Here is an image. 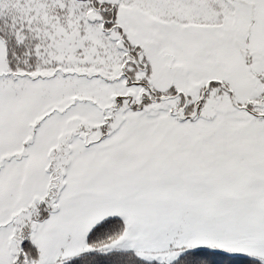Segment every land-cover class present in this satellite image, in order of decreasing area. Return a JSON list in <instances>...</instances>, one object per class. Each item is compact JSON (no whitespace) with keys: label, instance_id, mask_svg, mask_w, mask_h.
Masks as SVG:
<instances>
[{"label":"rangeland","instance_id":"374dc122","mask_svg":"<svg viewBox=\"0 0 264 264\" xmlns=\"http://www.w3.org/2000/svg\"><path fill=\"white\" fill-rule=\"evenodd\" d=\"M100 2L130 23L145 69L126 65L89 0H0L3 18L41 41L35 56L0 34V264H15L28 237L57 264L111 216L127 223L120 246L161 247L167 259L202 245L264 258V0ZM152 21L160 37L148 33ZM198 41L212 45L209 57ZM212 78L252 111L214 83L184 121L182 97L156 100L133 83L156 95L184 90L193 106Z\"/></svg>","mask_w":264,"mask_h":264},{"label":"trees","instance_id":"16d2710c","mask_svg":"<svg viewBox=\"0 0 264 264\" xmlns=\"http://www.w3.org/2000/svg\"><path fill=\"white\" fill-rule=\"evenodd\" d=\"M3 16L4 14H0V34L2 33V30H4L8 34L10 42H18V49L21 46H26L31 50L32 54L35 55V46L41 42L39 37L30 33L32 32V29L29 31V26L25 22H22L20 24L22 26L25 25L24 29L22 28L23 32L29 39L27 42L26 40L23 42V40L20 39L19 43L16 30L20 28V26L18 28L15 26L19 20L12 23L11 21L8 22L7 19H4ZM29 43H32L30 47H28ZM179 97H182L184 103L183 96L179 95ZM191 102L192 101L189 100L187 107L188 110L193 109ZM202 106L199 112L201 111ZM143 107L144 104L139 107L138 105H134L130 107V109L134 112H145L143 111ZM157 111L159 112L160 109ZM48 214L49 212L45 215L39 214V217L37 218L39 220L46 218ZM126 232L127 223L123 217H107L90 229L86 236V247L83 251L68 258L58 260L57 264H264V258L247 254L229 253L224 250H220L219 248L203 245L189 246L181 249L175 255L167 259L165 258V255L159 253L160 251H164L161 247L157 250H150L149 247L148 249H144L143 247L142 250H138V247L136 246H120L119 242L121 240H125ZM18 249L15 264H46L42 260L40 251L29 237L22 241Z\"/></svg>","mask_w":264,"mask_h":264},{"label":"flooded vegetation","instance_id":"af4514ba","mask_svg":"<svg viewBox=\"0 0 264 264\" xmlns=\"http://www.w3.org/2000/svg\"><path fill=\"white\" fill-rule=\"evenodd\" d=\"M81 1H86V0H81ZM90 1V5L91 7L96 10L97 12L101 13L100 16H95L93 18V22H99L101 23V27H102V30L103 32L105 33H117L118 34V37L116 39L119 38V40L122 41L123 45L125 46L126 50H127V54L130 56L129 59H127V63L126 65L128 66L129 63H133L136 65V67L138 68H143L145 69L146 66L143 65V63H141V59H137V52L138 54H140V51H141V45H139L140 47L136 48V47H132L131 46V43L129 42V39H128V36H127V33L128 31L131 29V25L128 21L126 22H118L117 21V7L114 3L108 5L106 2H100L98 5H96V0H89ZM108 14L110 15L108 17ZM148 33L153 35L154 37H160V35H162V32L164 33V27H162L160 25V23H157L156 21H152L148 24ZM203 28L206 29L207 31V37L206 38H213L214 35H215V31L212 29L213 27L210 26V25H205ZM182 29V25L180 24V26L178 25L177 26V30L178 31H181ZM164 36H167V35H164ZM197 37V36H196ZM115 40V38H113ZM178 39L176 38L173 42H177ZM200 41V40H199ZM197 42L196 45H194V49H198L200 48V53L203 54L205 52V50H208L211 48V44L210 43H207L206 45L205 44H198L200 42ZM173 45L175 46V43H173ZM183 45L179 44L178 43V46L179 48L182 49ZM143 48V47H142ZM193 50H190V53H192ZM212 53L208 50V52L205 54L206 57H209ZM204 55V54H203ZM203 63H205V59L202 60ZM210 64V68H213L214 67V64L213 62H209ZM128 75V74H126ZM128 79L130 81V76H128ZM216 78H212L210 80H214ZM221 80V79H219ZM144 83V84H143ZM140 84L142 86H145V82L144 81H141ZM185 93V91H184ZM183 97L186 96L187 99H188V103H187V106H186V114H189L188 112V104H189V98L188 96L185 94L182 95ZM179 97V96H178ZM250 109V107H249ZM250 111V110H249ZM192 112V111H191Z\"/></svg>","mask_w":264,"mask_h":264},{"label":"water","instance_id":"95a60500","mask_svg":"<svg viewBox=\"0 0 264 264\" xmlns=\"http://www.w3.org/2000/svg\"><path fill=\"white\" fill-rule=\"evenodd\" d=\"M212 81H215V82H217V83H222V81H221V80H218V79L208 81L207 84L205 85V88H204V90L202 91V93H201V95H200L198 101H197V102L194 104V106H193V112L190 113V114H186V106H187V103H188V99H187L186 96H184V104H183V105L179 108V110H178V117H179L180 120H187V119L193 120V119L196 118V116H197L198 113H199V110H200L201 104H202V102H203V100H204V98H205V96H206L208 90H209L210 87H211ZM136 83L138 84V82H136ZM222 85H223V88H224V89L228 90V91L231 93V99H232V102H233V104H234L235 106H237V107H239V108L248 109V106H247V105H245V106H239V104L237 103V100H236V97H235V95H234L233 90L228 89V88L226 87V85L223 84V83H222ZM146 87H147V89L149 90V92H150L152 95H154V91H153L152 89H150V87H149L148 85H147ZM180 94H183V91H182V90L177 91V93H176L175 95H172V96H168V95H155L154 98H155V99H160V100H167V99H169V98H172V97L178 96V95H180ZM261 115L264 116V114H261Z\"/></svg>","mask_w":264,"mask_h":264}]
</instances>
